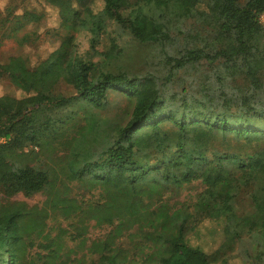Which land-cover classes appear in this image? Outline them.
Here are the masks:
<instances>
[{
	"label": "trees",
	"instance_id": "trees-1",
	"mask_svg": "<svg viewBox=\"0 0 264 264\" xmlns=\"http://www.w3.org/2000/svg\"><path fill=\"white\" fill-rule=\"evenodd\" d=\"M42 1L67 31L59 46L35 65L21 54L0 61V79L23 93L0 95V264L72 261L65 229L44 233L58 216L97 255L92 264H134L133 251L154 264H216L189 240L206 219L221 221V248L264 240V82L250 58L264 0H100L98 11L94 0ZM42 16L0 12L9 26L0 39L29 42L24 29ZM113 24L156 44L165 75L134 71L112 37L97 62L74 51L75 32L88 30L94 48ZM205 63L250 81L181 76ZM194 180L203 186L194 199L173 201ZM75 184L94 199L74 195ZM18 193L44 199L30 205ZM90 220L111 228L86 245Z\"/></svg>",
	"mask_w": 264,
	"mask_h": 264
},
{
	"label": "rangeland",
	"instance_id": "rangeland-1",
	"mask_svg": "<svg viewBox=\"0 0 264 264\" xmlns=\"http://www.w3.org/2000/svg\"><path fill=\"white\" fill-rule=\"evenodd\" d=\"M92 7L94 11H98L102 7L100 0H94ZM204 5L201 3L199 8ZM34 9L42 13V18L36 23L29 24L24 31L34 32L29 42L20 44L15 38L4 37L0 39V61L6 60L11 55H24L30 65H35L45 59L54 49H56L67 31L61 26L57 9L42 0H0V12L4 15L7 11L13 14H20L24 10ZM264 24V16L260 17ZM8 24L0 28V34L3 31H8ZM90 32L86 29H81L74 33V51L86 59L97 62L101 56V51L109 46L110 38L123 48L124 62L134 71L144 73L152 71L159 75H165L166 66L159 56V50L154 43H140L132 38V36L116 24L111 25L108 30L100 37L98 44L94 48L90 42ZM264 55V37L255 41V44L250 52V58L254 63V70L264 82V62H257L256 58ZM218 72L227 79L230 87H244L249 83V78L243 73H236L233 68L216 63L215 65L202 64L195 69H190L186 74L181 73V76L190 75L195 79V83H206L210 79L213 81V73ZM58 90L63 93L70 92V89L65 85H58ZM11 95L21 97L23 93L9 82L7 78L0 79V95ZM240 121L239 119H236ZM202 185L198 180L192 181L180 190V193L172 197L175 200L189 201L194 199L197 192L202 189ZM73 193L78 198L93 200L91 193L84 192L77 184L73 187ZM14 199L24 200L28 204L41 203L44 195L37 193L30 197H25L18 193ZM87 232L84 234L86 245H89L91 240L102 238L107 233L111 226L106 224H98L90 220L86 224ZM57 227L65 229L66 245L72 248L75 252L72 253V261L67 264H92L97 255L90 254L83 244H79L80 238L71 239L75 231V224L70 220H64L61 217H56L47 220V228L44 233L54 235ZM222 223L220 220L206 219L198 227L197 230L190 234V243L201 246L208 254L215 253L216 264H264V240L262 238L247 235L234 245L221 248L222 241ZM120 242L128 249L132 248V244L127 241L126 237H122ZM144 254H137L134 251L130 252V259L134 264H154L144 260ZM81 258V259H80ZM80 259V260H78Z\"/></svg>",
	"mask_w": 264,
	"mask_h": 264
},
{
	"label": "built area",
	"instance_id": "built-area-1",
	"mask_svg": "<svg viewBox=\"0 0 264 264\" xmlns=\"http://www.w3.org/2000/svg\"><path fill=\"white\" fill-rule=\"evenodd\" d=\"M3 141H4L3 137H0V142H3Z\"/></svg>",
	"mask_w": 264,
	"mask_h": 264
}]
</instances>
